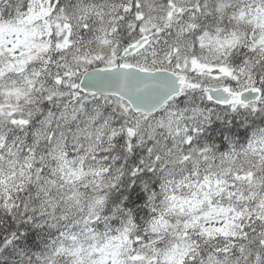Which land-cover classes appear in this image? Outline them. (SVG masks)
<instances>
[{
  "label": "snow or ice",
  "instance_id": "6c2138e0",
  "mask_svg": "<svg viewBox=\"0 0 264 264\" xmlns=\"http://www.w3.org/2000/svg\"><path fill=\"white\" fill-rule=\"evenodd\" d=\"M0 264H264V0H0Z\"/></svg>",
  "mask_w": 264,
  "mask_h": 264
}]
</instances>
